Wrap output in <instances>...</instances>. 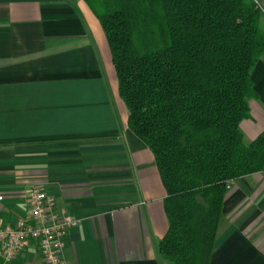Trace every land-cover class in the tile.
I'll return each mask as SVG.
<instances>
[{"label": "crops", "instance_id": "1", "mask_svg": "<svg viewBox=\"0 0 264 264\" xmlns=\"http://www.w3.org/2000/svg\"><path fill=\"white\" fill-rule=\"evenodd\" d=\"M264 9V0H257ZM241 127L264 132V58ZM40 187L81 219L67 264H169L168 196L129 110L101 20L85 0H0V225ZM10 264H48L33 244ZM210 264H264V171L232 181Z\"/></svg>", "mask_w": 264, "mask_h": 264}, {"label": "trees", "instance_id": "2", "mask_svg": "<svg viewBox=\"0 0 264 264\" xmlns=\"http://www.w3.org/2000/svg\"><path fill=\"white\" fill-rule=\"evenodd\" d=\"M112 51L131 130L153 151L173 264H210L233 180L264 171V132L241 127L258 94L264 9L257 0H85Z\"/></svg>", "mask_w": 264, "mask_h": 264}, {"label": "built area", "instance_id": "3", "mask_svg": "<svg viewBox=\"0 0 264 264\" xmlns=\"http://www.w3.org/2000/svg\"><path fill=\"white\" fill-rule=\"evenodd\" d=\"M29 202L26 218L0 225V264H10L35 243L48 264H67V236L80 225L81 219L60 207L58 199L40 187L30 190Z\"/></svg>", "mask_w": 264, "mask_h": 264}, {"label": "rangeland", "instance_id": "4", "mask_svg": "<svg viewBox=\"0 0 264 264\" xmlns=\"http://www.w3.org/2000/svg\"><path fill=\"white\" fill-rule=\"evenodd\" d=\"M254 102H255V100H251V101H250V103L252 104V106H255V105H254ZM169 264H173V263H172V262H169Z\"/></svg>", "mask_w": 264, "mask_h": 264}]
</instances>
